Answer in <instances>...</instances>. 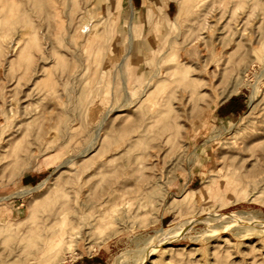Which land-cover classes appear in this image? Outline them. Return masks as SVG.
Masks as SVG:
<instances>
[{
  "label": "rangeland",
  "instance_id": "rangeland-1",
  "mask_svg": "<svg viewBox=\"0 0 264 264\" xmlns=\"http://www.w3.org/2000/svg\"><path fill=\"white\" fill-rule=\"evenodd\" d=\"M132 5L0 0V264H264V0Z\"/></svg>",
  "mask_w": 264,
  "mask_h": 264
},
{
  "label": "bare ground",
  "instance_id": "bare-ground-1",
  "mask_svg": "<svg viewBox=\"0 0 264 264\" xmlns=\"http://www.w3.org/2000/svg\"><path fill=\"white\" fill-rule=\"evenodd\" d=\"M159 2V1H158ZM143 3V2H142ZM116 4V3H115ZM128 4L131 6V8L134 10L135 9V7L132 5V0H128ZM164 4V3H163ZM111 9V8H110ZM131 9V10H132ZM112 10V9H111ZM103 11V10H102ZM104 12V11H103ZM100 13V12H99ZM134 14H135V12H132L131 11V15H130V18H131V21H132V19H133V16H134ZM130 21V29L129 30H131L132 31V22ZM197 37V36H196ZM195 42H197V41H195ZM197 47V46H196ZM131 49V48H130ZM129 49V50H130ZM129 52V51H128ZM53 55V54H52ZM125 55H123V57H124ZM123 57H122V59H123ZM124 61H126V60H124ZM51 62V61H50ZM121 66V65H120ZM122 67V66H121ZM190 67H191V64H175L174 66H172L171 67V69L170 70H168L167 72H166V74H168L169 76H174V75H178L179 76V78L180 79H185V78H189L190 80V83L192 82H194L193 81V79H191L190 77L192 76V74L190 73ZM164 72V71H163ZM155 74V73H154ZM153 76V75H152ZM194 77V76H193ZM159 82V81H158ZM184 84V83H183ZM183 86H185V85H183ZM186 87V86H185ZM190 87H191V85H190ZM184 89V88H183ZM191 89V88H190ZM193 89H194V87H193ZM257 90V89H256ZM255 90V91H256ZM185 91V90H184ZM147 92V91H146ZM192 92V91H191ZM253 92H254V90H253ZM186 93H188V92H186ZM193 93V92H192ZM145 96L147 95L146 93H143ZM143 95V96H144ZM253 95V96H252ZM252 95H251V98L249 99V106H251L252 108L255 106V104L257 103V97H256V95H255V92L254 93H252ZM148 96V95H147ZM226 98V97H225ZM224 98V99H225ZM189 99V98H188ZM154 118L155 117H157V115H155V116H153ZM97 133V132H96ZM263 136H259L258 137V139H260V138H262ZM255 139H257V137L255 138ZM96 140V139H95ZM249 146V144H247L245 147L247 148ZM258 149H259V153H258V155L257 156H259L262 160H264V143H262V144H260L259 146H258ZM243 160H245V159H243ZM80 176H78V178H79ZM85 181H86V179H85ZM71 183H73L72 184V186L71 187H77V182L76 181H73V182H71ZM34 189V188H33ZM29 190V189H28ZM30 191V190H29ZM79 201V200H78ZM85 201H83V200H81V201H79L77 204H69L67 207L70 209V210H73V212L75 211V210H78V209H80V211H83L84 210V208H85ZM60 207H62V206H60ZM60 207L58 208V210H55V212H54V217H56V215H60V214H62V213H65V211H64V209H60ZM89 222V221H88ZM70 223H72V221H70L69 222V224ZM93 224V223H92ZM81 233V232H80ZM43 236V235H42ZM62 239H63V236H61V237H59V238H57V239H55L54 240V242L52 243V245H50L49 246V248H47V250H46V252H44L42 255H44V256H46V257H48V258H52V257H55L56 255H57V253L59 252V251H61V244H62ZM41 240V239H40ZM71 241V240H70ZM79 242V241H78ZM42 246V245H41ZM64 262H65V260H62V261H60V262H58V264H64Z\"/></svg>",
  "mask_w": 264,
  "mask_h": 264
},
{
  "label": "crops",
  "instance_id": "crops-1",
  "mask_svg": "<svg viewBox=\"0 0 264 264\" xmlns=\"http://www.w3.org/2000/svg\"><path fill=\"white\" fill-rule=\"evenodd\" d=\"M242 109V98L240 96H234L221 107L219 112L221 115L230 116L239 112ZM77 264H100L98 259H85L80 260Z\"/></svg>",
  "mask_w": 264,
  "mask_h": 264
}]
</instances>
